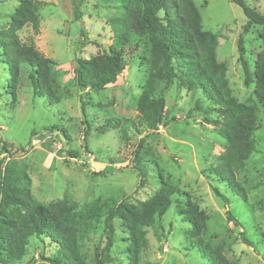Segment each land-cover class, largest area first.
I'll list each match as a JSON object with an SVG mask.
<instances>
[{"label": "rangeland", "instance_id": "1", "mask_svg": "<svg viewBox=\"0 0 264 264\" xmlns=\"http://www.w3.org/2000/svg\"><path fill=\"white\" fill-rule=\"evenodd\" d=\"M37 1L43 4L39 10L38 34L25 27L18 35L23 42L33 41L36 49L55 63L60 84L59 103L50 105L45 96L33 95L28 68L24 66L13 102L6 94L8 70L0 57V153L9 157V163L18 172L27 174L34 199L47 204L66 196L83 205L127 196L133 203L143 202L158 188L161 176L189 194L205 212L204 243L219 250L233 264H264V116L258 104H255L259 110L258 130L253 136L255 150L237 176L238 183L247 192L244 202L225 184L218 183L207 169L213 157L222 152L224 140L204 120L205 115L195 110L197 96L172 87L166 94V126L158 132L147 133L137 123L136 101L147 73L144 58L148 51L136 37L125 51L129 66L113 86L93 92L81 91L75 84V59H89L110 44L112 35L105 23L111 13L110 3ZM244 1L257 10L262 5L261 0ZM193 3L203 30L219 38L215 57L226 66L233 96L248 102L253 86L243 84L238 42L241 38L245 49L243 58L252 71L255 55L262 45L259 27L244 34L246 19L230 0H193ZM17 6V0H0V31L7 29ZM81 33L84 37H80ZM251 101L254 105V100ZM114 118L131 120L135 126L126 129L124 136L118 130H101ZM211 118L215 120L216 115L211 114L208 119ZM43 128L48 131H42ZM4 147L8 153L3 151ZM137 149L147 178L142 186H139L138 172L133 169ZM71 152L77 155H68ZM90 172L102 173L104 177L92 176ZM214 187L229 199L236 223L228 221L227 208L214 195ZM185 199L183 195L174 197L181 204ZM182 218L173 202L162 219L146 230L147 248L140 253L137 264H209L190 243L186 233L189 224ZM114 225L116 237L109 252L111 261L103 264H129L125 252L128 243L122 241L126 235L118 228L117 221ZM95 227L96 230L79 240V252L86 264H97L96 250L104 246L102 225ZM41 250L42 245L31 239L22 263L32 259L34 264H44L39 259Z\"/></svg>", "mask_w": 264, "mask_h": 264}, {"label": "trees", "instance_id": "2", "mask_svg": "<svg viewBox=\"0 0 264 264\" xmlns=\"http://www.w3.org/2000/svg\"><path fill=\"white\" fill-rule=\"evenodd\" d=\"M103 1L111 5V13L105 21L112 35L110 44L89 59H75V84L81 91L93 92L113 86L129 66L125 51L132 38L136 37L142 48L146 47L148 51L147 58H144L147 73L139 86L136 101L137 123L147 133L158 132L159 128L166 126V94L172 87L197 96L195 110L205 115L204 120L213 125L217 135L224 140L222 152L213 157L207 169L218 183L225 184L236 197L246 202L247 192L238 183L237 176L255 150L253 136L258 130L259 118L255 104L264 116V0H261L259 10L249 7L244 0H230L242 10L246 19L244 34L256 27L260 29L262 45L255 55L252 71L243 58L242 39L238 42L243 84L245 87L253 86L248 102H241L233 96L226 66L218 63L215 57L219 38L203 30L193 0ZM17 2L9 26L0 31L1 63L8 70L6 94L13 102L16 101L21 67L24 66L28 68L33 95L45 96L50 105L58 104L60 84L54 70L55 63L42 55L33 41L23 42L18 35L25 27L38 34L39 10L43 4L37 0ZM80 37H84L83 33ZM251 100H254V105ZM211 114L216 115L215 120L208 119ZM106 123L101 130H118L122 136L126 129L135 126L133 121L124 118L109 119ZM46 129L42 131H48ZM87 129L90 130L89 125ZM140 143L143 144V140ZM3 151L8 153L5 147ZM140 153L138 149L134 152L133 169L138 172L139 186H142L147 178ZM2 155L0 153V264H34L32 259L22 263L31 239L42 245L43 254L39 259L44 264H86L79 252V240L96 230V224L102 225L104 244L96 250V263L110 262L116 221L126 235L122 241L128 243L125 252L129 264H137L140 253L147 248L146 230L162 219L173 202L177 214L189 224L186 233L190 243L206 257L208 263L233 264L202 240L207 222L205 212L189 194L170 185L160 175L158 188L143 202L133 203L129 197L123 196L118 200H97L79 205L64 196L42 204L32 196L27 174L18 172L9 163V157ZM68 155L74 157L77 154L71 152ZM90 175L103 176L93 172ZM212 191L227 208L228 221L235 222L229 209V199L217 187ZM179 195L186 197L183 204L174 200Z\"/></svg>", "mask_w": 264, "mask_h": 264}]
</instances>
